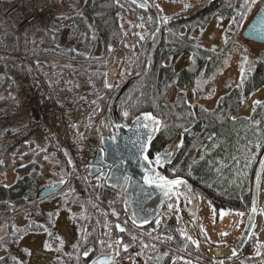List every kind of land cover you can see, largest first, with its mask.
I'll return each instance as SVG.
<instances>
[{"label":"trees","instance_id":"trees-1","mask_svg":"<svg viewBox=\"0 0 264 264\" xmlns=\"http://www.w3.org/2000/svg\"><path fill=\"white\" fill-rule=\"evenodd\" d=\"M49 1L52 6L61 7L66 0ZM167 1L171 3L177 0ZM201 2L203 4L190 8L186 13L178 12L165 20L160 15L161 32L151 49L149 72L144 80L125 93L119 103L121 105L122 101H125L126 106L121 105V109L132 110V113L128 112V116L125 117L127 124L141 113L151 114L160 121V124L164 122L162 127L159 125V131L150 142V157L159 155L177 138H180L182 146L177 149L175 157L162 172V176L186 179L198 201L208 200L215 211L244 214L250 208L254 172L264 153V100L256 103L248 117H238L237 113L243 108L247 99L264 87V51L259 52L255 60L251 61L252 65L251 62H246L250 64L249 68L246 66L240 81L220 97L214 109L208 111L203 108L194 113L183 97L184 91L195 85L196 68L203 66L204 59L206 61L208 58L201 53L194 61L193 67L175 70L173 65L179 55L190 53L193 57L200 49V45L195 43L188 32L182 34L183 29L186 27L190 30L197 26H199L197 28H204L214 16L232 19L241 17L236 0H213L209 3L203 0ZM150 3L154 6L151 1ZM65 6H68L67 12L55 16L51 25L44 26L36 22L25 28L19 37L12 32L13 23L4 19L5 9H0V75L5 80V83L0 85V113L14 118L21 110V101L16 95L17 92L14 93L16 88L14 83L10 82L12 77L5 74L10 66L12 71L22 75V78L35 80L41 77L45 82L44 91L49 93V100L56 104L58 95L77 101L81 84H89L91 91L98 94L96 120L100 118V122L107 128V130L103 128L104 131L111 132L110 126H107L110 117L107 107L109 99L122 83L113 91L106 86V81L117 54V46L124 43L125 33L119 17L127 15L137 22L148 17L125 0H71L70 5ZM155 9L157 10L156 7ZM148 37L137 43L140 51L143 50L142 46L145 45ZM9 39L15 40L16 44L13 48L16 51L25 56L30 55L21 59L13 57L4 48V46L8 47L6 42ZM98 48L102 50L100 53ZM125 51L127 57L131 58L132 50ZM170 56L173 59L171 65L164 67L163 61ZM223 57L222 55L214 57L213 60L210 59L205 67L207 73H213L223 61ZM136 60L139 61L137 54ZM242 79L243 83H241ZM176 90L177 98L173 100L171 94ZM51 91L53 94L50 93ZM55 91L57 93H54ZM79 100L82 99L79 98ZM79 103L83 102L79 101ZM17 125L12 124L10 132L13 136L11 137L18 143L16 152H20V156L27 159L25 167L29 174L19 179L7 193L12 198H17L25 192L31 199L34 196L32 193L34 189H27V187L35 185L38 179H41L39 172L45 169L44 166L47 163L51 164V154L62 153L61 159L64 162L62 165L55 164V173L50 176L51 182L68 181L72 172H69L66 155L56 146L53 136L48 134L41 148L32 140L21 141L24 130ZM86 128L83 138L93 131L91 125ZM97 132L93 131L99 137ZM81 140H83L81 137H77L75 141L77 150L82 146ZM59 158V155H54V160ZM82 174L80 173L79 182L75 181L76 190L71 193L69 201L65 202V207L84 208L87 213V209L96 205L98 201L105 205L106 211L113 209L119 212L123 225L120 224L119 229L116 230L114 226H105L103 232L107 240L100 245L97 241L100 239L96 236L91 243L90 238H87L88 234L85 237L79 236L77 224L73 226L70 221L72 226L68 223L69 234L75 236L72 237L70 249L67 247L70 251L65 253L63 252L66 250L65 245L62 242L60 245L61 236L54 232L53 225L50 239L51 261L44 264H60V259L62 264H89L94 257L105 251H107L106 255L108 252L114 253L117 264H170L174 254L183 258H190V254H194L210 264L219 263L204 257L192 243L189 246L184 244L187 249H183L182 240L188 237L182 232L183 225L176 214L169 218L163 231L159 233V241L167 246L165 250L151 243L149 239L141 241L134 232H142L147 239L149 228L141 230L135 227L130 210L123 205V191L107 188L101 181L94 179H92L96 182L94 185L100 184L99 188L89 187L88 175ZM98 194L101 199L96 197ZM87 195L90 196L89 199ZM97 215L103 217V213L97 212ZM40 218L42 219V216ZM89 218L96 225L94 223L90 226L86 225L87 218L84 219V217L75 219V223L79 222L85 229L96 227L99 219H96L94 213ZM41 219V222L28 224L24 228V235L31 230L41 232L43 225L48 226V222L42 223ZM50 219L52 225L54 218ZM129 225L135 227L134 232ZM259 249L263 251L264 244L259 245ZM57 254L61 258H56Z\"/></svg>","mask_w":264,"mask_h":264},{"label":"rangeland","instance_id":"rangeland-1","mask_svg":"<svg viewBox=\"0 0 264 264\" xmlns=\"http://www.w3.org/2000/svg\"><path fill=\"white\" fill-rule=\"evenodd\" d=\"M150 1L157 8L158 13H159L158 15H161V18H163L164 20L174 15L175 13H178V12L186 13L187 10L189 11L190 8L203 4V2H201L203 0H177L171 3L167 0H150ZM38 2L40 4L46 3L48 5L50 9V13L53 14V17H52V20H53L55 16H58V15H61L67 12L66 8H68V6H65V5H68V4L70 5L71 0H66L64 3H62L61 7L59 5L57 7L52 6L51 1L49 0H38ZM236 2H237L238 8L240 9V12L245 13V15L243 17H240V19H237L235 17L234 18L235 23H233L232 18H226L223 16H214L210 20V22H208L209 24L205 26L204 28H197L199 27L197 26V27L191 28L190 30L189 28H186V27L183 29L182 34L184 35L185 33L188 32V34H190V36L193 37L196 44L205 46L206 49L213 48L215 46V49L217 50L214 54L217 56H222V55L224 56L223 61L218 65V67L211 74L203 73L204 70L201 67L196 68V71L199 72L197 81L195 85H193L192 88L184 91V96H183L187 100L190 107L193 109L194 113L200 107H204L207 110L213 109L214 105H216L217 100L219 98L220 89L222 87H226L227 84H229V86L227 87V90H230L234 86V84L236 85V83L240 81L242 77V73L245 71L246 66H248L249 68L250 64L246 63L245 58H247V62L248 61L251 62L252 60L254 61L255 58L258 56L259 52L264 51V44H258L255 42L247 41L242 36V33L246 25L250 22V20L254 17V15L257 13L258 9L260 8V3H257L254 7H252V10L250 12H247L243 5V0H236ZM36 3H37V0H18L15 2H11V1L10 2H0V9H5V11H3L5 15L4 19L10 20L9 23H13L14 27H12V32L13 34L15 33L17 37H19V35L22 34V31H24L25 28L34 25V23L22 25L24 21L29 22L27 21L26 16L36 15V14H40L37 16L42 15L40 8L35 7ZM186 4L190 5V7H185ZM119 19L122 25L121 27L125 33V37H124V43L117 46V54L114 58L115 60H114L113 66L112 68H110L107 74L106 86L111 88V90L116 89L121 83L123 84L129 78H132L139 73V70L141 69L140 68L141 60H142L141 54L143 50L141 49L140 51L138 49L137 43H140L141 41H143L145 37L148 36L152 30V21L147 18H145L142 21L137 22V21H134V19H132L130 16L120 15ZM49 25H51V21H49L44 26H49ZM14 41H15L14 39H9L6 42L8 43V47L4 46V48H6L8 52L11 55H13V57H16L18 59H21V57H28L30 54H27L25 56L22 53L16 51L15 48H13V45L16 44V42ZM124 49L132 50L133 55L130 54L132 55L131 58L127 57V52ZM98 50L100 53L101 49L98 48ZM136 54H137V58L139 61L136 60ZM150 55H151V50H150ZM51 58H54V57H52L51 55ZM185 58L187 59V61L185 60ZM162 64L164 65V67L171 65V60L166 59L163 61ZM193 64L194 62L192 60H188V58L184 56L183 60L175 63V65L173 66H175V70H176L183 65L193 67L194 66ZM251 65H252V62H251ZM149 67H150V57H149ZM10 71H12V67H10ZM9 75L11 74L9 73ZM12 75L14 77L12 78V81L10 82L14 83V86L16 88L14 93L16 94L17 90H19V88L22 87V81L17 80L19 78H22V75H18L14 71L12 72ZM36 83L39 89L38 98L45 101L46 104L50 103L48 100L49 93L44 91L45 89L43 88L45 82H43L41 77H37ZM86 85H89V84H86V83L81 84L80 86L81 89L78 90L77 101L76 99L75 101H73L69 97L58 95L57 104L51 105V107H54L55 109H57V112H60V113L57 114V116L55 117V122L51 123V134L50 135L53 136L56 146L60 148L63 151V153L66 155L65 157L67 159L68 170L69 172L70 171L72 172V175H71V178L66 182L65 186H66V189H68V187H72V193H74L76 190L74 186L75 181L79 182V179L81 177L80 173L82 174L83 172L84 174L88 175L87 182H89L88 183L89 187L93 186V187L99 188L100 186V184H98L99 186L94 185L96 182H93L92 179H94V177L93 175H90L89 170H87L88 168L84 171L85 165H90L89 161L94 159L91 157V154L95 155L96 153L95 150L101 138L100 136H99L100 138L97 137L94 133H96L98 129L100 128H101L100 130H102L103 127L105 126V124L100 122L101 119L99 118L96 120V116H95V114L97 113L95 112V110L98 106L97 104H99L96 101L98 98L97 96L98 94H95L91 91L92 88L90 85H89V89H87L86 91L84 89V86ZM0 91H1V88H0ZM177 92L178 91L176 90L174 91V93L171 94V98L173 100L177 98L176 96ZM50 93L53 94V91H51ZM54 93H57V92L55 91ZM223 93H227V92H223ZM79 98H81L82 100H79ZM262 100H264V87L260 89L256 94L251 96L248 100H246V102L243 104V108L240 110L238 115L239 116L241 115L243 117L248 116V114L251 113L252 107L254 106V104ZM79 101H84V103L78 104ZM86 101L90 103L88 106H89V109L92 110L91 111L92 113H90V115H87L85 118L83 117L81 113H79L80 116H77V114L75 113L77 106L84 105ZM121 105L126 106L125 101L124 102L122 101ZM121 105H120V109L117 111L119 112V115L122 121L125 122V117H127L128 115L125 116L124 113L125 112L132 113V110H130L129 108L121 109ZM79 117L81 118V122H80ZM0 118L2 119L1 124L2 123H4V125L18 124L17 126L24 130V132L21 134L23 137L22 141L32 140L37 144V146H40L41 148H43L42 145H44L43 144L44 140L49 134L48 131H45V128H43L42 130L44 131L40 132L38 125L36 126L30 121H27L25 117L23 116L21 110L17 112L14 118H12L11 116L7 117L5 114H1V113H0ZM163 124L164 122L160 124V127H162ZM89 125L92 126L94 133L92 131L90 132L88 136H86V138H83V134L85 130L87 129L86 127ZM77 137L78 138L81 137L83 139L81 140L80 144L82 146L81 148H79V150L76 149L77 144L75 145L76 143L75 141L77 140ZM7 142L13 143V147L10 146V148L13 149V151L16 153L15 149L18 148L17 142L13 141L12 139H9ZM177 145H180L179 138H177V140H175L173 144L169 146L168 151L171 152L172 154H175L178 149ZM54 155H59L60 158L54 160ZM61 155L63 154L57 153V154L50 155L51 164L49 165V163H47L44 166L48 174L51 173L52 175L53 173H55V170H54L55 164L62 165L64 163L63 160L61 159ZM16 157L17 155L15 154V156L12 157L13 159H11V161H14L17 159L23 160L24 162L27 161V159H24V157L22 156H19V158L15 159ZM9 173L6 175V178L4 179L0 178L1 182L2 181H12L13 178H16L18 176L14 174L16 172H9ZM262 177L263 178L261 181V188H260V207H259L258 216L256 220V226H255V229H253L254 237L252 239L255 243L257 242L260 244L264 243V175ZM87 197L89 199L90 196L87 195ZM96 197L101 199V196L99 194L96 195ZM52 199L53 198H51V201ZM69 199L70 197L64 196V198H62L61 200L51 203V211L47 207L41 208L42 212L44 214H47V216L48 215L51 216V212L55 209L54 210V220L55 221L53 222L51 226L53 227L54 225V229H55L54 232L61 236L62 241L60 239L59 243L61 245V242H62L63 245H65V249H66L63 252L65 253V252L70 251L69 249L73 242L72 237L75 236V235L71 236L69 234L68 223L70 224V221L73 223V226L74 224H77L79 228V232H78L79 236L83 235L85 237V235L88 234L89 237L87 238H90L89 240L90 243L91 241L95 239V236H96L100 239V240L96 239L97 241H99V244L103 245L105 241L107 240L106 239L107 237H105L104 232H103L104 227L110 226L111 220L112 222H111L110 227H112L114 224L113 220L120 218L121 216L120 213L113 209L106 211L107 208L105 207V205H103L101 202H98V201L96 202V205H93L92 207L87 209L88 210L87 213L84 211V208L79 209V208H73L72 206H69L66 208L65 202L67 203ZM44 204L47 205L46 202H44ZM92 209H94V211ZM97 212L103 213V217L97 215ZM92 213L95 214L96 219H99L97 226H96L97 229L96 227L85 229V227L84 228L81 227L79 222L75 223V219H82L84 217V219L87 218L85 220L86 225L90 226L93 223L94 225H96V223L90 220L89 218ZM106 214H109V215L105 216ZM246 216H247V213H244L243 215H240V214L234 215V214H230L227 211H220L217 213L213 211L208 200L202 199L200 200V210L198 211V215H197V220L201 224V230L199 229V231H201L200 233L202 234V236L204 234L207 237L209 244L219 245V246L220 244L229 245L231 241L234 242V240H236L239 237V234H241V229H243V226L245 223L244 219H246ZM215 218H217V220H215ZM129 227L131 229L133 228L132 230L134 232L135 227L131 225H129ZM0 228H1V225H0ZM162 229H159L157 233L156 230L153 229V226H152L148 231L149 234L147 235L148 236L147 239L142 234V232L135 231L136 233L134 232V234L138 237V239L140 238L141 241H144V240L148 241L149 239V241L155 244L157 247L159 246L161 248H164V246L159 241L160 240L159 233L163 231ZM182 232L183 233L185 232L184 228ZM3 233H4V229H1L0 237H1V234ZM222 233L226 235H222ZM109 242H111V240H109ZM23 244L27 248L30 249L31 258H30L29 264H40L44 262L45 260H47L49 254L45 253L47 252L46 250H44L45 252H43L41 237L40 238L39 236H34V238L26 237L23 240ZM181 244L183 245V249H187V246L190 245V241L187 238L186 239L183 238ZM184 244L187 246H184ZM45 245H47V243L44 244V248H45ZM67 247H69V249H67ZM253 251H256V250H253ZM146 253L148 254V252ZM57 257L61 258L59 254H57L56 258ZM261 258H264V250L256 251L255 253H253L252 257L247 258L243 256L240 259L221 261L216 264H257L259 263L257 260ZM59 263L62 264L61 259ZM170 264H210V263L205 262L203 259L199 258L198 256L194 254H190V258H183L179 256L178 254H174V256L171 258Z\"/></svg>","mask_w":264,"mask_h":264},{"label":"water","instance_id":"water-1","mask_svg":"<svg viewBox=\"0 0 264 264\" xmlns=\"http://www.w3.org/2000/svg\"><path fill=\"white\" fill-rule=\"evenodd\" d=\"M2 2H15L18 0H0ZM130 4L137 7L138 10L142 11L153 22L152 32L148 37V40L143 46L142 51V61L141 69L139 73L132 78H129L124 82L119 89L109 100L108 111L111 112L113 119V126L115 128V133L112 138L103 139L101 148L99 149L97 156L92 160L91 164V174H96L101 170V167L109 168L113 167V170L110 172L107 184L109 187L116 188L118 186H123L125 179L129 180V186L126 194V202L131 207L133 216L137 221L139 227H145L150 224V222L155 219L161 212L162 208L171 202L176 200L178 202L179 213L182 217L183 223L187 226L188 235L195 240L197 249L208 258L216 260H225L238 256L244 246L249 242L250 236L254 229L258 209H259V198H260V182L261 176L264 169V153L261 155V159L256 167L253 184H252V194H251V205L246 219V223L243 229V232L233 246L227 248H220L213 245L207 244L198 234L193 217L188 215L185 209V195L189 194V188L187 181L178 178L173 180H181L182 183L179 186H173L169 190L168 188L157 187L155 183L149 184L146 182L147 179H153L155 175V169L159 168L160 165H157L155 161L149 163V161L144 160V155L148 156L149 144L148 141L147 150L141 152L140 144L141 142L147 141L148 135L151 133L152 137L155 132L151 131V128H144L141 125L143 123L152 124L151 121H144L143 117H138L130 126H124L117 113V104L122 98V96L135 84L143 80L149 71V56L150 50L154 45L156 38L160 33V17L150 4L148 0H125ZM213 0H207L210 2ZM264 11L262 5L250 22L246 25L242 36L244 39L250 42H255L258 44H264V27H261L258 24L259 15ZM256 25V29L253 26ZM229 84L227 85V87ZM227 87L221 90V93L227 89ZM85 89H88L86 87ZM155 127V125H152ZM155 164V168L153 165ZM162 166V165H161ZM107 170L102 174V178H106ZM159 180L157 181V183ZM61 185L51 187V189L41 192L40 198L45 197L50 193L56 192ZM167 191V195L165 192ZM255 209V211H253ZM166 214V213H165ZM161 218H158L160 222ZM110 261V256H99L96 257L90 264H108ZM264 260H259L262 262Z\"/></svg>","mask_w":264,"mask_h":264},{"label":"flooded vegetation","instance_id":"flooded-vegetation-1","mask_svg":"<svg viewBox=\"0 0 264 264\" xmlns=\"http://www.w3.org/2000/svg\"><path fill=\"white\" fill-rule=\"evenodd\" d=\"M148 17V15H146ZM149 20H151L148 17ZM200 49L198 50V52L196 54H194L195 56L192 57V55H190V53L184 54V55H179L176 59V63L183 60L184 56H186L188 58V60H192L193 62L199 57V55L205 54L206 57L208 59H204L203 62H205L203 64V66H201V68H203L204 72L206 74H211V73H207V71L205 70L206 64H209V60H213L214 57H219L217 55H215L214 53L216 52L217 49H215V46L213 48H207L205 46L200 45L199 46ZM170 60H173L170 56V58H168ZM185 60L187 61V59L185 58ZM187 68L189 66H181L180 68L176 69L177 71L182 69V68ZM205 74V75H206ZM196 75L197 77L199 76V72L196 71ZM0 82L1 85H3L5 83L4 77L2 75H0ZM224 87H222L220 89H223ZM223 92H228V90H225ZM219 94V98L217 100V103L220 99V97L226 93ZM95 101V100H94ZM84 103V101H83ZM216 103V105H217ZM82 104V103H79ZM89 102H85L84 105L81 106H77L76 108V114L77 116H80L79 113H81L83 115V117L85 118L87 115H90V113H92L89 109ZM215 107V105H214ZM204 107H200L199 109H203ZM198 109V110H199ZM206 109V108H204ZM197 110V111H198ZM207 110V109H206ZM196 111V113H197ZM80 118V117H79ZM85 120V119H84ZM2 119H0V178L4 179L6 178V175L9 172H16L14 174H16V178H13L12 181H2L0 179V225H1V229H4V233L1 234L0 237V264H29L30 262V258L31 255H28L27 252H30V249L27 248L24 244H23V240L26 237H32L34 238V236H39V238H42V248H43V252H45L44 250H46L48 253V258L47 260H45L44 262L40 263V264H44L46 261H51V236L48 235V233H51V219L50 218H54V210L51 212V216H47V214H44L42 212L41 208H49L51 211V203H54L58 200H61L62 198H64L65 193L64 191H66V187L63 189V186L61 187L60 190L54 192L53 194H48L45 197L40 198V192L44 189H48L51 187V185H57V184H51V173L48 174L46 172V169H42L40 173V177L41 179H38V181L35 183V185H28L27 189L29 188H33L34 190L32 191V193H34V196L30 199V197L23 192L22 194H20V197L17 198H12L11 195H9L7 193V191L9 190V188L15 186V183L23 178L24 176H27L29 173L27 172L26 169V164L23 160H19L17 158H19L20 156V152H14L13 149L10 148L13 147V143L12 142H7L9 139L13 140V133L10 132V128L12 127V124H7L4 125V123L1 124ZM80 122H81V118H80ZM108 125H110L111 128V132H106L104 130H98V134L101 138H106L112 135V131L113 130V125L110 121V123H107ZM107 125V126H108ZM105 130H107L106 127H103ZM102 135V136H101ZM105 135V136H104ZM99 137V138H100ZM100 145V142H98ZM98 148V147H97ZM96 148V149H97ZM99 149V148H98ZM17 151V150H15ZM15 154L17 155V157L14 161H11V159H13L12 157L15 156ZM157 155L151 157L152 159H155ZM161 156V155H160ZM111 170H113V166L109 167ZM163 171L165 170V166L162 169ZM106 171V168H104V170H101L99 172V174H95L96 178H94L96 181H101L103 185H105L107 188H109L107 186V180L102 178V174ZM10 174V173H9ZM155 178H159V175H155ZM44 182V183H43ZM43 183V184H42ZM59 184V183H58ZM129 186V180L125 179V183L123 184V186H119L118 189L119 190H123V189H127ZM63 189V190H62ZM111 189V188H110ZM114 190H117V188H115ZM51 198L52 201H51ZM42 202V203H41ZM44 202H46L47 205L44 204ZM42 216V219L40 218ZM40 219L43 222H48V226L43 225L42 228L43 231L39 232L36 231L34 232V230H31L26 232L27 234L24 235V228L30 224L31 222L35 223V222H41ZM117 220V219H116ZM114 220V223L115 221ZM55 221V220H54ZM50 223V224H49ZM123 225V223L120 221L119 225ZM118 225H116L117 227ZM119 227V226H118ZM127 228V227H125ZM27 230V229H26ZM46 233V234H45ZM36 234V235H35ZM47 243V245L50 246V249H46L44 248V244ZM27 250V251H26ZM107 251L103 252L106 253ZM111 253L108 252L107 256H110ZM112 261L114 262V264L116 263V259L115 257L112 259Z\"/></svg>","mask_w":264,"mask_h":264},{"label":"snow or ice","instance_id":"snow-or-ice-1","mask_svg":"<svg viewBox=\"0 0 264 264\" xmlns=\"http://www.w3.org/2000/svg\"><path fill=\"white\" fill-rule=\"evenodd\" d=\"M133 2H135V0H133ZM257 3H260L262 5V8H264V0H243V5L245 7V10L247 12H250L252 10V7H254ZM35 7L37 8H42L41 4L38 2L37 0V3L35 5ZM185 7H190V5H185ZM239 15H241V17H243L245 15V13L241 12L239 13ZM233 23H235V19H233ZM258 24L261 26V27H264V11H262L259 15V20H258ZM254 29H256V25L253 26ZM245 61L247 62V58H245ZM241 83H243V79L241 80ZM259 103V102H257ZM125 116L128 115L127 112L124 113ZM143 120L144 121H151L152 124H149V123H143L141 126L144 127V128H151V131L152 132H155V131H159V125H160V121L155 119L151 114H145L144 117H143ZM152 125H155V127H152ZM152 139V135L151 133L148 135V138H147V141L145 142H141L140 144V150L141 152H145L147 150V146H148V141H151ZM182 145H177V147H181ZM164 158L166 159H170L171 158V153H164ZM144 160L145 161H149V157L147 155H144ZM162 162V157L160 155H157L156 158H155V163L157 165L161 164ZM149 163H151V161H149ZM159 182L157 183L156 180H153L151 178L147 179L146 182L149 183L150 185L155 183L157 187H160V188H168L169 190L171 189V187L173 186H179L181 185L182 183H184L183 181L181 180H168L166 179L165 177H159ZM167 191L165 192V195H167ZM171 207V206H169ZM253 211H255V209H253ZM240 215H243L242 213ZM121 231H123V229H121ZM49 236H51V233L49 232L48 233ZM222 235H226V234H223ZM190 239V237H189ZM195 243V242H194ZM45 248L46 249H50V246L49 245H45ZM127 249L125 248V251ZM27 251V250H26ZM28 255H31L30 252H27ZM19 264V262H18Z\"/></svg>","mask_w":264,"mask_h":264},{"label":"built area","instance_id":"built-area-1","mask_svg":"<svg viewBox=\"0 0 264 264\" xmlns=\"http://www.w3.org/2000/svg\"><path fill=\"white\" fill-rule=\"evenodd\" d=\"M48 18H50V14L49 13H47L45 16H44V19L43 20H46V19H48ZM33 20V17H31V18H29V20H27V21H32ZM28 91H27V93H25V97L27 98V101H31V98H32V93H33V87L32 86H30V84H29V86H28ZM42 108V111L44 112V113H46V115L48 114V115H50L51 116V108H45V107H41Z\"/></svg>","mask_w":264,"mask_h":264},{"label":"bare ground","instance_id":"bare-ground-1","mask_svg":"<svg viewBox=\"0 0 264 264\" xmlns=\"http://www.w3.org/2000/svg\"><path fill=\"white\" fill-rule=\"evenodd\" d=\"M203 255V254H202ZM204 257H206L205 255H203ZM206 258H208V257H206ZM208 259H212V258H208ZM231 259V258H230Z\"/></svg>","mask_w":264,"mask_h":264}]
</instances>
